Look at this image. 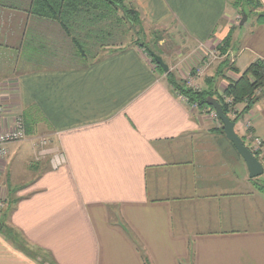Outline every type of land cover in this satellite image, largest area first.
I'll list each match as a JSON object with an SVG mask.
<instances>
[{
	"label": "crops",
	"instance_id": "crops-1",
	"mask_svg": "<svg viewBox=\"0 0 264 264\" xmlns=\"http://www.w3.org/2000/svg\"><path fill=\"white\" fill-rule=\"evenodd\" d=\"M128 2L141 36L172 38L169 58L178 49L184 59L167 65L179 79L230 34L236 72L217 77L219 94L264 61V22L236 35L234 0ZM14 3L0 0V131L21 115L29 136L0 160V224L18 240L0 232V264H40L43 254L56 264H264V191L218 117L174 93L142 48L77 65L85 61L63 29L29 14L31 0ZM236 133L252 153L253 138L264 145V96ZM43 136L51 143L40 153ZM56 150L63 166L52 163Z\"/></svg>",
	"mask_w": 264,
	"mask_h": 264
},
{
	"label": "trees",
	"instance_id": "trees-1",
	"mask_svg": "<svg viewBox=\"0 0 264 264\" xmlns=\"http://www.w3.org/2000/svg\"><path fill=\"white\" fill-rule=\"evenodd\" d=\"M14 1L15 0H1V4L5 7L13 8L14 10L21 8L22 3L16 5ZM234 8L238 10L243 17L246 15V17L249 18L255 14L257 15L258 24L264 22V6L260 0H234ZM27 12L36 18L53 22L63 29L66 35L71 39L76 56L80 59H84V61L88 59L89 53L85 48V43L75 37L80 29H87L89 31L87 34L91 36L95 43L105 46L103 40L109 36L110 33H106L103 36L104 38L98 39L102 36L101 31L97 32V29L95 30V28L91 30L88 28H93L95 25H99L102 22H107L110 23V28L112 29V18L118 19L116 18L118 13H122V17H119L120 19H118V21L120 22V20H123L124 22H127L129 25H131L132 29L138 28L139 34L142 33V21L140 14L128 2V0H31ZM242 21L243 19H241V22ZM116 26L119 27L120 25ZM90 34H96L97 36H92ZM232 45L233 35L230 34L220 43L216 50L222 57L233 56L232 52L230 53ZM135 47L144 49L145 45L137 43ZM124 49L125 48L117 50L112 54L121 52ZM149 53L151 63L156 67L157 70L166 75L167 83L172 88L173 92L181 97V99L187 102L190 106H193L200 111L214 113L215 111L211 106L208 105V101L209 99H216L222 106L224 114L237 124L242 116L252 110L254 106L260 101L255 97V95L258 90L264 89L263 60H258L257 62L251 64L238 81L230 83L226 90H224L222 94H219L217 89L213 88L217 77L220 76V74L223 76L226 70L236 72L234 64L233 62V65L230 63L231 61L229 58L226 60L222 59L223 61L220 63V73L208 80L204 89L195 91L194 89L187 87L184 79H179L176 73L171 71V69L169 72H165L154 61L153 57L151 56V53L153 52L149 51ZM73 56L75 57L74 54ZM92 59L93 61L96 59V54ZM227 101H231V103L228 104ZM241 105H244L245 107L242 112L240 111V113H237L238 110L235 111V109ZM0 107L5 109V107L2 105H0ZM14 117L22 119L26 130V136L28 138L29 135L27 131V124L23 116L15 115L13 118ZM217 120L221 125V131L224 132L223 123L219 120V118H217ZM253 154L259 159L256 153ZM257 185V189L263 192L264 181L262 183H257ZM13 204L14 202L9 203L8 211H12ZM0 232L8 237V240L10 239V241H16L18 244L16 232H14V230L6 227L3 224H0ZM20 250L31 254V252L26 251L24 248ZM39 263L56 264L49 255L47 257L43 256ZM145 264H150L146 257Z\"/></svg>",
	"mask_w": 264,
	"mask_h": 264
},
{
	"label": "rangeland",
	"instance_id": "rangeland-1",
	"mask_svg": "<svg viewBox=\"0 0 264 264\" xmlns=\"http://www.w3.org/2000/svg\"><path fill=\"white\" fill-rule=\"evenodd\" d=\"M119 17H122V13H118L116 18L120 19ZM140 18H142V17H140ZM118 19L112 18V21H113L112 29L113 30L110 28V23H107V22H102L99 25H95V27H93V28H88L90 30L95 28V30L97 29V32L101 31L102 36L98 39H102V38H104L103 37L104 34L110 33L109 34L110 37L107 36L103 40V43L105 44V46H101V45L95 43L93 41V39L91 38V36H89L87 34V33H89V31L87 29H85V30L80 29L78 31V33L75 35V37L85 43V48L87 49L89 56H88V59L85 60V62L77 63V65H82V66L91 65L94 63L92 58H93V56H95V54H96L95 60L97 61V60H101V59L111 55L113 52H115L117 50H120L123 48L128 49L131 46H136L137 43H140V44L145 45L144 49H141V48L140 49L143 50V53L146 55V57L149 60H151L149 51H152L157 56L161 57L163 59L164 63H166V64L170 63V65L173 64L172 68H174L177 65H179L178 67H181L180 63L183 62L182 59H184V57L181 56L180 51L179 52L177 51L178 49L175 50V52L172 54V58H169V56H168V53L170 52L171 46L172 47L175 46L171 37H168L165 34L160 35L159 32L154 34L152 30H151V32L146 30L148 35H146V37H143V36H141V34L138 33V28L132 29V26L129 25L127 22H124L123 20H120V22H119ZM241 19H243L242 15H241ZM241 19H240V21H241ZM246 22L247 23L245 26L240 27L241 24L238 25V27L235 29L236 35H237V33L241 32L242 37L247 36L246 34L251 32V30H253V26H255V24L257 23V15L253 14V16H250L249 18H247ZM116 25H120V26L117 27ZM142 32L145 33V30L143 29V27H142ZM90 35L97 36L96 34H90ZM161 41H164L163 46L160 45ZM207 56H208V54L205 55V57H207ZM75 57H77L76 54H75ZM176 57H178V58H176ZM227 58L230 59V61H231L230 63L232 64L234 58H236V57L235 56L222 57L223 60H226ZM180 60H182V61H180ZM176 61H177V63H176ZM76 62H77V60H76ZM216 62L220 63L221 61L217 60V61H215V63ZM174 63L176 65H174ZM194 71H195V69L192 71L193 75H194ZM208 71L209 70H206L204 72V74L201 75L203 77H200L199 79L204 78V76L207 75ZM192 73L190 75H192ZM190 75L187 76V79L185 80L186 86L191 88V89H194L195 91H199L201 89V87L199 85H198L199 87L195 86L196 84H195L194 80L193 81H194V87L195 88L188 86V80H190L192 78V77H190ZM263 91H264V89L258 90L256 92L255 97L258 100H260L264 96ZM227 103L229 104V101H227ZM213 118L216 119L215 117H213ZM10 120L11 119H8L7 121L9 122ZM43 137H45V136H43ZM39 138H41V137H39ZM46 138H48V137H46ZM36 140H37V138H36ZM257 141H259V143L261 142L259 139L253 138L254 143H256ZM42 151H45L44 148H41L40 153H42ZM41 157H42V155H41ZM253 181H256V183H259V182L262 183L264 181V175L260 178H256ZM256 187L258 188L257 184H256ZM4 208H5V204L3 202L2 203L0 202V209L3 210ZM19 245L21 247H24L25 243L20 242ZM29 249H25V250L29 251ZM43 256L47 257L48 255L43 254L41 257H43Z\"/></svg>",
	"mask_w": 264,
	"mask_h": 264
},
{
	"label": "built area",
	"instance_id": "built-area-1",
	"mask_svg": "<svg viewBox=\"0 0 264 264\" xmlns=\"http://www.w3.org/2000/svg\"><path fill=\"white\" fill-rule=\"evenodd\" d=\"M220 59L222 60V57L220 56V54L217 51L209 53L208 56L204 58V61L201 63V65L195 69L194 75H190V77H192V78L190 80H188V86L195 88L194 87V81H195V84H196L195 86L199 87L197 80L200 77H203L201 75H203L206 70L211 69V67L215 63V61L220 60ZM230 103H231V101H229V104ZM6 114H7L6 109L0 107V118H2ZM213 116L215 118H217V114L215 112L213 113ZM26 140H28V138L26 136V130H25L24 123H23L22 119L18 118V117L17 118L14 117L13 118V125L8 127L6 130L0 131V159H4L7 157L8 147L10 145L16 144V143H21V142H24ZM37 142L41 148H44V150H47L49 148L50 143H51V141L46 137L38 138ZM253 144H254L253 153H256L260 157L264 158V145H263V143H261V142L259 143V141H257L256 143L253 142ZM52 163L55 167L63 166L66 163L65 155L62 153H59L56 150L54 153V158L52 159Z\"/></svg>",
	"mask_w": 264,
	"mask_h": 264
},
{
	"label": "water",
	"instance_id": "water-1",
	"mask_svg": "<svg viewBox=\"0 0 264 264\" xmlns=\"http://www.w3.org/2000/svg\"><path fill=\"white\" fill-rule=\"evenodd\" d=\"M246 21L247 17L244 15L241 25H244ZM151 56L157 65L160 66L165 72L170 71L169 66L164 63L161 57L154 53H151ZM208 105L214 109L219 120L223 123L226 138L234 145L239 155L244 159L250 178L256 179L262 177L264 175V166L259 161V159L245 146L243 140L236 133V123L224 114L222 106L216 99H209Z\"/></svg>",
	"mask_w": 264,
	"mask_h": 264
},
{
	"label": "bare ground",
	"instance_id": "bare-ground-1",
	"mask_svg": "<svg viewBox=\"0 0 264 264\" xmlns=\"http://www.w3.org/2000/svg\"><path fill=\"white\" fill-rule=\"evenodd\" d=\"M195 108V107H194ZM218 117V116H217Z\"/></svg>",
	"mask_w": 264,
	"mask_h": 264
}]
</instances>
